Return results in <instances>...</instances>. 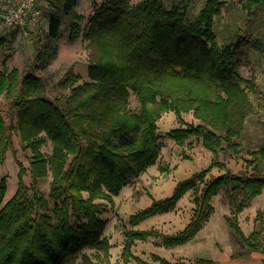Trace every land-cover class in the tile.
<instances>
[{
  "label": "trees",
  "instance_id": "1",
  "mask_svg": "<svg viewBox=\"0 0 264 264\" xmlns=\"http://www.w3.org/2000/svg\"><path fill=\"white\" fill-rule=\"evenodd\" d=\"M43 1L44 6L37 7L48 20L46 43L36 48L35 60L24 70L0 69V97L7 101L9 117L7 121L0 108V163L13 147L17 130L33 152L34 183L51 172V187L48 200L31 193L24 178L28 169L20 163L17 191L4 202L7 186L1 181L0 264H109L103 207L156 163L162 149L157 122L163 113L192 112L199 120L168 132L178 143L194 136L215 155L226 148L238 150L253 111L249 92L258 88L254 76L238 71V55L244 48H259L260 42L239 35L224 46L218 44L214 18L224 0H204L198 14L189 10L194 0H104L84 27L78 11L81 0ZM262 4L264 0H246L243 9L252 15ZM66 25L71 41L82 35L88 42L90 80L77 84L79 75L70 66L59 82L61 89H69L61 102L49 98L47 81L35 68L41 66L38 61L45 66L57 55L52 41ZM4 41L0 37V46ZM133 94L138 109L131 107ZM48 140L53 144L50 157L41 150ZM252 154L251 172L234 173L225 163L213 162L180 181L170 196L131 215L130 223L171 211L193 190L195 207L188 225L175 234L159 235L166 247L183 245L210 220L212 200L225 190L231 208L227 222L248 254L264 253V212L262 228L250 235L237 219L264 190V145ZM214 166L223 173L207 177ZM127 234L133 241L157 236L152 230ZM131 248L128 242L122 264H153L138 257L137 262L129 260ZM153 258L160 264H218L211 258L175 263L158 254Z\"/></svg>",
  "mask_w": 264,
  "mask_h": 264
},
{
  "label": "rangeland",
  "instance_id": "2",
  "mask_svg": "<svg viewBox=\"0 0 264 264\" xmlns=\"http://www.w3.org/2000/svg\"><path fill=\"white\" fill-rule=\"evenodd\" d=\"M136 3L140 0H131ZM43 4L44 1L39 0ZM104 0H81L78 11L84 16L81 26L84 27L88 17L96 8L101 6ZM246 0H224L221 13L214 18V29L217 33V41L224 46L230 41L237 39L239 35H246L258 39L260 47L244 48L238 55V71L245 77L254 76L258 85L257 91L249 92L253 103V111L248 115L242 135L239 137L238 150L227 149L215 155L207 149L196 137L188 138L184 143H178L170 138L168 132L176 127H185L189 124H197L199 120L192 112H185L179 116L174 111L163 113L158 120V134L162 145L161 154L156 163L149 166L138 178L132 179L125 185L118 195H113V204H105L101 217L106 221L104 237L110 242L109 264H122L127 259L126 246L131 243L133 257L129 260L137 262L135 257L141 260L160 264L154 260L153 255L158 254L171 262L195 261L199 258H211L218 264V255L248 254L247 247L241 242L234 228L227 222V216L231 215L230 197L225 190L216 195L212 203L215 207L214 214L198 234L189 242L175 246L166 247L159 235H171L184 229L194 213L193 190L188 191L169 212L157 214L143 222L133 225L129 218L131 215L148 207L154 200L170 196L176 185L198 173L209 168L213 162H223L230 171L234 173L251 172L254 159L253 151L264 145V4L255 8L252 15L243 9ZM167 4L169 2L167 1ZM204 4V0H194L189 4L190 11L198 14ZM44 9V7H43ZM42 12V9H40ZM48 20L41 17L38 25L27 24L21 27H0V37L5 39L0 46V69L20 71L24 70L36 58L37 50L46 43V32ZM69 28L63 26L62 35L52 45L57 47V55L52 60L35 70L45 77L49 98L61 102L69 95V89H61L59 82L65 77L70 66L79 75L77 84L90 80L88 62V42L81 35L75 41L69 39ZM45 64V63H44ZM131 107L138 109L140 102L134 94L131 96ZM0 108L5 119L8 121V104L4 97H0ZM47 157L52 155L53 144L48 140L41 148ZM33 152L26 148L20 138L19 132H14V145L8 151L4 162L0 163V183L6 180L7 190L4 202L12 198L18 188V173L20 163L27 169L25 181L31 188V193H37L48 200L51 187V172L49 175L34 183L30 172ZM264 169V161H260ZM223 170L214 166L207 177L217 176ZM258 201L255 202L256 199ZM255 202V203H254ZM51 207V204H49ZM258 208V209H256ZM264 212V190L257 196L242 214L238 215L239 225L247 234L252 230V219L256 223L253 230L262 227V214ZM251 220V222H250ZM130 230H152L157 236H151L146 240H135L128 236ZM93 254L94 250H87Z\"/></svg>",
  "mask_w": 264,
  "mask_h": 264
},
{
  "label": "built area",
  "instance_id": "3",
  "mask_svg": "<svg viewBox=\"0 0 264 264\" xmlns=\"http://www.w3.org/2000/svg\"><path fill=\"white\" fill-rule=\"evenodd\" d=\"M39 0H0V27L38 25L42 17Z\"/></svg>",
  "mask_w": 264,
  "mask_h": 264
},
{
  "label": "crops",
  "instance_id": "4",
  "mask_svg": "<svg viewBox=\"0 0 264 264\" xmlns=\"http://www.w3.org/2000/svg\"><path fill=\"white\" fill-rule=\"evenodd\" d=\"M258 200H259V198L256 199L255 202ZM256 209H258V208H256ZM244 210L239 214H242L244 212ZM253 218H254V215L251 216L252 222L250 220V222L252 223V230H250V232H248L247 234L243 230L246 235H250L251 232L253 231V229L255 228L254 225L256 223L253 221ZM215 258L217 260H219V264H264V253L263 252H255V251L250 252L247 256L246 255L245 256L231 255V257L229 258L226 255H222V256L218 255Z\"/></svg>",
  "mask_w": 264,
  "mask_h": 264
}]
</instances>
